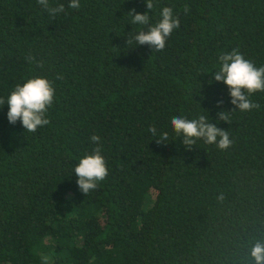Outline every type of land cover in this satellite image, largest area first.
Listing matches in <instances>:
<instances>
[{
	"label": "trees",
	"instance_id": "1",
	"mask_svg": "<svg viewBox=\"0 0 264 264\" xmlns=\"http://www.w3.org/2000/svg\"><path fill=\"white\" fill-rule=\"evenodd\" d=\"M151 3L49 0L65 8L52 16L37 0H0V264H255L264 92L249 97L259 109L241 112L214 73L233 50L264 66V0ZM165 7L180 27L164 50L128 45ZM133 10L149 23L132 24ZM31 78L55 89L50 123L34 133L11 124L6 105ZM201 115L232 147L200 139L186 149L171 120ZM98 147L108 175L86 195L74 167Z\"/></svg>",
	"mask_w": 264,
	"mask_h": 264
},
{
	"label": "clouds",
	"instance_id": "2",
	"mask_svg": "<svg viewBox=\"0 0 264 264\" xmlns=\"http://www.w3.org/2000/svg\"><path fill=\"white\" fill-rule=\"evenodd\" d=\"M38 4L52 16L65 11L64 5L51 7L49 0H37ZM147 8L152 10L151 0H146ZM69 7L80 8V0H70ZM184 11H189L187 5ZM130 14L132 24L147 25L149 23L148 14H138L133 10ZM180 27V20L173 17V10L165 7L162 11V19L147 31H140L132 39H127V44H131L133 39L138 46L147 45L154 51H162L166 46V40L173 33L174 29ZM221 67L214 73V80L226 84L230 91L231 103L241 112H248L259 109L260 105L253 103L249 97L257 92H264V66L257 68L251 61L244 58L238 51L233 50L220 56ZM62 78V77H58ZM55 97V89L52 83L45 78H31L22 85H17L8 96L6 105L8 106L7 117L11 124L17 121L22 122L23 128L27 132H36L40 127L46 126L50 120L46 118L47 110L52 106ZM5 101L0 99V104ZM222 103V102H221ZM221 112L220 119L227 121L228 117ZM171 124L178 136L183 139V144L187 150H192L197 140L203 139L205 143L216 145L221 151H227L232 147V140L228 131L221 130L212 122L209 123L205 116L198 119H185L174 117ZM149 131L155 136L157 129L152 127ZM93 142L98 143L100 138L93 136ZM168 133H162L161 138L155 142L157 144L166 143ZM101 149L95 150V155H89L79 160L74 167V174L77 177V184L80 191L88 194L95 190L98 183L103 181L108 175V169L104 158L100 154ZM218 200L223 201L224 194L220 193ZM250 256L255 264H264V242L256 241L251 249ZM42 264H48V257L41 258Z\"/></svg>",
	"mask_w": 264,
	"mask_h": 264
}]
</instances>
